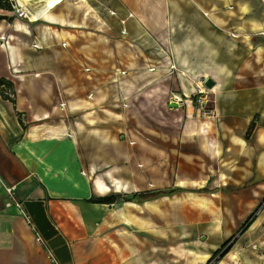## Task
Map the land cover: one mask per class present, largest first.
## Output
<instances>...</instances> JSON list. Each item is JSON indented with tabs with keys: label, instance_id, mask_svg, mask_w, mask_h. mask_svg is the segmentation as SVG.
Instances as JSON below:
<instances>
[{
	"label": "crops",
	"instance_id": "crops-1",
	"mask_svg": "<svg viewBox=\"0 0 264 264\" xmlns=\"http://www.w3.org/2000/svg\"><path fill=\"white\" fill-rule=\"evenodd\" d=\"M143 1L0 9V264H208L264 201V85L237 66L264 0Z\"/></svg>",
	"mask_w": 264,
	"mask_h": 264
},
{
	"label": "rangeland",
	"instance_id": "rangeland-1",
	"mask_svg": "<svg viewBox=\"0 0 264 264\" xmlns=\"http://www.w3.org/2000/svg\"><path fill=\"white\" fill-rule=\"evenodd\" d=\"M13 4L18 7V4L16 0H12ZM40 1V0H37ZM37 1H33L31 5V8L34 10H37L36 8L40 7V4L37 3ZM152 0H144L142 11H152V7L155 3H151ZM160 3V9H165V5L162 4L163 0H158ZM35 3V4H34ZM43 3V2H42ZM30 7V6H29ZM8 18V17H7ZM1 19V18H0ZM9 21L12 20V18L8 19ZM247 47L239 49L240 56L238 58V67H243L244 74L245 72H248L251 76V79L253 82H255L256 85H264V43L261 41H252V45L249 46V52H247ZM184 74V73H182ZM201 83L200 80L193 82L194 86L196 84ZM203 82V81H202ZM217 89V87H215ZM212 89V92L207 94L205 99L203 101V104H199L196 101V106L199 108H203V111L211 112L209 115L213 118H217L216 110H215V104L217 103V91L216 89ZM216 91V92H213ZM258 121V118H255V122ZM253 135V134H252ZM256 222L254 225L253 231L256 230V228H259V231L257 235H252V230L248 229L246 233L243 235H240L236 238V243L234 246L232 244L228 245L225 248V251L227 250L226 254H222L223 256H218L209 264H264V256L262 254V229H264V207L260 209L256 214ZM258 226V227H257ZM238 231L235 232L237 234ZM225 253V252H224ZM177 260V259H176ZM176 264H179L177 262Z\"/></svg>",
	"mask_w": 264,
	"mask_h": 264
},
{
	"label": "built area",
	"instance_id": "built-area-1",
	"mask_svg": "<svg viewBox=\"0 0 264 264\" xmlns=\"http://www.w3.org/2000/svg\"><path fill=\"white\" fill-rule=\"evenodd\" d=\"M7 1H8V3H10L11 9H12V11L16 17H20L21 19H24V20L29 19V17L27 16V13L24 12V8H22L21 5L19 6V8L22 11V13H16L15 9L13 8L12 0H7ZM63 1H65V0H57V3L55 5L48 6V7L44 2L43 3L41 2V3H39L40 7L36 8V9H37V11H39L41 13L42 11H44L43 8H45V10L53 9L54 7L57 6V4H60ZM29 3H32V1ZM29 6L31 7V4H28V7ZM39 18H40V14H39V16H37V19H39ZM10 42H11V36L10 37L5 36L0 31V47H2V46L9 47ZM171 68L175 69L174 65H172ZM205 80L206 79H204L203 82H201V83L199 82V84H196L195 93L192 96V98L195 99L201 105L203 104V101L206 100L205 97L207 94L210 93V90H211L205 86V83H204ZM6 191L8 193V198L10 201L9 206L16 207V209H17L16 217L23 219L25 221V223L28 225V227L33 232H35V230L33 228L32 221H31L30 217L27 215V213L24 211L23 205L14 199L13 188L7 189ZM35 241L41 245L43 244L42 238L37 233L35 234ZM48 260L50 261L51 264H58L56 258L50 253L48 254Z\"/></svg>",
	"mask_w": 264,
	"mask_h": 264
},
{
	"label": "trees",
	"instance_id": "trees-1",
	"mask_svg": "<svg viewBox=\"0 0 264 264\" xmlns=\"http://www.w3.org/2000/svg\"><path fill=\"white\" fill-rule=\"evenodd\" d=\"M0 9H3V10H6V11H9V10H12L11 9V5L10 3H8L7 0H0ZM3 19V18H1ZM0 19V20H1ZM0 85H7V83L4 81V80H0ZM3 96V95H2ZM4 99H6L5 96H3ZM253 127H254V124L250 126V128L248 129V133H247V137L246 139H249L250 135L252 134V131H253ZM159 195H161V193L159 194H156V195H141V196H138L140 198V201H143V200H147V199H150V198H156L158 197ZM96 201V200H95ZM98 202H101V203H113L116 201V198L111 196V198H104V199H97ZM264 207V201L255 209V212L246 219V221L243 222V224L241 225V228H240V231H239V235L240 234H243L245 233L250 227L251 225L255 222L256 220V214L257 212L262 209ZM229 245V242H227V244L224 245L223 249L217 253H215L209 260L208 264L211 263L213 260H215L216 257L220 256L222 253H224V250L225 248Z\"/></svg>",
	"mask_w": 264,
	"mask_h": 264
},
{
	"label": "bare ground",
	"instance_id": "bare-ground-1",
	"mask_svg": "<svg viewBox=\"0 0 264 264\" xmlns=\"http://www.w3.org/2000/svg\"><path fill=\"white\" fill-rule=\"evenodd\" d=\"M33 2V1H37V0H16V2H17V4H18V7L17 6H15L14 4H13V8L15 9V11H16V13H22V11L20 10V8H19V6L21 5L22 6V8H24V12H26L27 13V16L29 17V19L31 18V19H37V16H39V14H40V17H41V14H43V12L44 11H47V10H45V8H43L44 9V11H42L41 13L39 12V11H37V10H34V9H32L31 7L29 8L28 7V4H29V2ZM41 2H44L46 5H47V7L48 6H52V5H55L56 3H57V0H40V1H37V3H41ZM12 3H13V1H12ZM35 4V3H34ZM32 5V4H31ZM214 89V88H213ZM216 89V88H215ZM211 91H212V89L210 90V93H211ZM176 100H178V101H182L181 99H178L177 97L175 98ZM252 229H254V226L252 227ZM255 229H256V227H255Z\"/></svg>",
	"mask_w": 264,
	"mask_h": 264
},
{
	"label": "water",
	"instance_id": "water-1",
	"mask_svg": "<svg viewBox=\"0 0 264 264\" xmlns=\"http://www.w3.org/2000/svg\"><path fill=\"white\" fill-rule=\"evenodd\" d=\"M204 83H205V86L208 88V89H212V88H214L215 87V83L211 80V79H206L205 81H204ZM232 243V242H231ZM231 245V244H230ZM224 252L225 253H222V254H226V252H227V250L225 251L224 250ZM220 255V256H223V255Z\"/></svg>",
	"mask_w": 264,
	"mask_h": 264
}]
</instances>
